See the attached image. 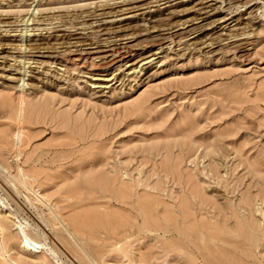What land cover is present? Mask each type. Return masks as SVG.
Segmentation results:
<instances>
[{"label": "rangeland", "instance_id": "rangeland-1", "mask_svg": "<svg viewBox=\"0 0 264 264\" xmlns=\"http://www.w3.org/2000/svg\"><path fill=\"white\" fill-rule=\"evenodd\" d=\"M0 218V264H264V0H0Z\"/></svg>", "mask_w": 264, "mask_h": 264}, {"label": "bare ground", "instance_id": "bare-ground-1", "mask_svg": "<svg viewBox=\"0 0 264 264\" xmlns=\"http://www.w3.org/2000/svg\"><path fill=\"white\" fill-rule=\"evenodd\" d=\"M110 57H111V56H110ZM120 57H121V56H120ZM124 59H126V58H124ZM121 60H122V59H121ZM112 80H113V79H112ZM24 123H25V121H24ZM27 123H28V122H27ZM25 124H26V123H25ZM26 163H28V162H26ZM31 163H32V162H31ZM33 165H34V164H33ZM32 171H33V170H32ZM95 176H96V175H95ZM99 176H100V175H99ZM101 176H102V175H101ZM96 177H98V175H97ZM16 178H17V177H16ZM25 178H26V177H23L22 179H25ZM31 178H32V176H31ZM31 178H30V179H31ZM93 178H95V177H93ZM101 178H104V177L102 176ZM26 179H27V178H26ZM28 179H29V178H28ZM32 179H33V178H32ZM32 179H31L30 181H32ZM91 179H92V178H91ZM91 179H90V180H91ZM95 179H96V178H95ZM105 179H106V178H105ZM105 179H104V180H105ZM16 180H17V179H16ZM100 180H101V179H100ZM100 180H96V182H97V181H100ZM104 180H102L103 182L101 181L103 184H104ZM17 181H18V180H17ZM27 181H28V180H27ZM30 181H28L27 184H29ZM106 181L108 182V180H106ZM25 182H26V180H25ZM30 183H31V182H30ZM102 183H100V184H102ZM113 183H114V182H113ZM27 184H26V185H27ZM32 184L34 185V182H32ZM91 184H92V183H91ZM98 184H99V183H98ZM98 184H95V185L98 186ZM100 184H99V185H100ZM95 185H94V186H95ZM21 186H22V185H21ZM112 186H113V184H112ZM28 187H29V186H27V189H28ZM100 187H101V186H100ZM113 187H114V186H113ZM21 188H22V187H21ZM29 188H30V187H29ZM132 188H133V187H132ZM29 190H30V189H29ZM76 191H77V190H76ZM77 192H78V191H77ZM77 192H74L73 194H75V193H77ZM71 193H72V192H71ZM129 193H130V192H129ZM73 194H72V195H73ZM78 194H80V192H79ZM73 196H74V195H73ZM76 196H77V195L75 194V196L72 197V198L74 199ZM70 198H71V197H70ZM78 198H79V197H77L76 199H78ZM62 200H64V201L66 200L65 202L68 203L67 201H68L69 199H68V200H67V199H62ZM60 202H61V201H60ZM117 202H118V201H117ZM121 202H122V201H121ZM61 203H62V202H61ZM130 204H131V203H130ZM103 206H104V205H103ZM66 208L69 209V208H71V206H70V207H69V206H66V207H64L63 209L66 210ZM130 208L133 210V209H135L136 207L133 208V207H132V204H131ZM107 211H108V210H107ZM184 211H185V210H184ZM50 213H51V215H56V214H55L53 211H51V210H50ZM60 213H61V211H60ZM180 213H181V212H180ZM86 214H87V213H86ZM96 214H97V213H96ZM88 215H89V213H88ZM90 215H91V214H90ZM168 215H169V214H168ZM76 216H77V217H76ZM82 216L84 217V214H83V215L81 214V216L75 215L74 217L77 218V219H78V217H81V219H83ZM92 216H93V215H92ZM97 216H98V215H97ZM113 216H114V215H113ZM178 216H179V215H178ZM57 217H59V216L57 215ZM74 217H73L72 219L76 220ZM85 217H87V218H86V220H85L84 222H87L88 217H89V221L91 222V220H90V216H87V215H86ZM85 217H84V218H85ZM99 217L102 218V215H99ZM99 217H98L97 219H100ZM165 217H166V216H165ZM53 218H54V217H53ZM94 218H95V217H94ZM104 218H107V217H106V216L103 217V219H100V221L102 220V222H103V220H105ZM134 218H135V217H134ZM0 219H2V218H0ZM54 219H55V218H54ZM79 219H80V218H79ZM81 219H80V222H82ZM108 219H109V217H108ZM108 219H107V220H108ZM110 219H111V217H110ZM110 219H109V220H110ZM121 219H122V218H121ZM132 219H133V217H132ZM168 219L170 220L171 218H168ZM177 219L179 220V218H177ZM6 220H7V219H6ZM128 220H129V219H128ZM7 221H8V220H7ZM60 221H61V220H60ZM89 221H88V222H89ZM100 221H99V226H100V224H101V226H102V222H100ZM105 221H106V220H105ZM105 221L103 222V225L105 224ZM56 222H57V221H56ZM76 222H78V221H76ZM106 222H107V221H106ZM118 222H119V221H118ZM123 222H124V221H123ZM123 222H121V224H123ZM174 222H175V221H174ZM7 223H8V222H7ZM9 223H10V222H9ZM9 223H8V224H9ZM57 223H58V222H57ZM69 223H70V222H68L67 224H69ZM97 223H98V222H97ZM97 223H96V224H97ZM0 224H1V223H0ZM60 224H61V222H60ZM70 224H71V223H70ZM74 224H75V221H74L73 225H74ZM78 224H79V223H78ZM80 224H81V223H80ZM82 224H83V223H82ZM82 224H81V225H82ZM179 224H180V223H179ZM198 224H199V223H198ZM1 225H3V224H1ZM84 225H86V224L84 223L83 226H84ZM87 225H88V224H87ZM106 225H107V223H106ZM71 226H72V225H71ZM71 226H70V227H71ZM75 226H76V225H75ZM96 226H97V225H96ZM120 226L123 227V225H120ZM185 226H186V225H185ZM196 226H198V225H196ZM0 227H1V226H0ZM180 227H181V226H180ZM191 227H192V226H191ZM193 227H194V226H193ZM3 228H5V226H4ZM71 228H73V226H72ZM113 228H114V226H113ZM195 228H196V227H195ZM74 229H75V228H74ZM76 230H80V229H76ZM76 230H75V232H76ZM111 230H112V229H111ZM111 230H109V231L111 232ZM65 231H66V230H65ZM114 232H115V231H114ZM114 232L112 231V233H114ZM147 232H148V231H147ZM65 233H66V232H65ZM78 233H79V232H78ZM141 233H142V232H141ZM178 234H179V233H178ZM206 234H207V233H206ZM213 234H214V233H213ZM112 235H114V236H112L113 239H114L115 234H112ZM211 235H212V234H211ZM110 237H111V236H110ZM116 237H117V236H116ZM210 237H211V236H210ZM212 237H213V236H212ZM2 238H4V237H2ZM119 238H120V237H118V239H119ZM215 238H217V237H215ZM5 239H6V238H5ZM115 239H116V238H115ZM171 239L173 240L172 242L174 243V240H175V239H173V238H171ZM171 239H169V240H171ZM176 239H178V238H176ZM185 239H186V238H185ZM106 240H107V239H106ZM178 240H179V239H178ZM218 240H219V239H218ZM253 240H254V239H253ZM111 241H112V240H111ZM117 241H118V240H117ZM187 241H189V240H187ZM187 241H184V242H187ZM108 242H109V240H108ZM228 242H229V241H228ZM75 243H76V242H75ZM75 243H74V244H75ZM226 243H227V241H226ZM228 244H229V243H228ZM230 244H231V243H230ZM66 245H67V244H66ZM185 245H186V244H185ZM64 246H65V245H64ZM69 246H70V245H69ZM73 246H74V245H73ZM76 246H77V245H76ZM104 246H105V245H104ZM187 246H188V245H187ZM67 247H68V246H67ZM74 247H75V246H74ZM74 247H72V248H73V251H74ZM77 247H78V246H77ZM80 247H81V246H80ZM180 247H181V246H180ZM241 247H242V246H241ZM94 248H95V247H93V249H94ZM181 248H183V247H181ZM207 248H209V247H207ZM207 248H206V249H207ZM235 248H236V247H235ZM237 248H238V247H237ZM81 249L84 250L83 248H81ZM93 249H92V250H93ZM182 250H183V249H182ZM185 250H187V249H185ZM191 250H192V249H191ZM218 250H219V249H218ZM0 251H1V250H0ZM69 251H70V250H69ZM71 251H72V249H71ZM71 251H70V252H71ZM73 251H72V253H73ZM75 251L77 252L78 250H75ZM79 251H80V250H79ZM94 251H95V250H94ZM98 251H99V249H98ZM118 251H119V250H118ZM194 251H195V250H194ZM196 251H197V250H196ZM225 251H226V250H225ZM76 252H75V253H76ZM82 252H83V251H82ZM173 252H174V251H173ZM175 252H176V251H175ZM185 252L187 253L188 251H185ZM197 252H198V251H197ZM197 252H196V253H197ZM77 253L79 254V252H77ZM77 253H76V255H77ZM93 253H95V252H93ZM99 253L102 254V250H101V252L99 251ZM99 253H98V255H99ZM176 253H177V252H176ZM178 253H180V252H178ZM190 253L193 254L192 251H191ZM42 254H43V253H42ZM81 254H84V253H81ZM81 254H79V257H82ZM88 254H89V253H88ZM194 254H195V253H194ZM194 254H193V255H194ZM197 254H198V253H197ZM197 254H196V255H197ZM199 254H200V253H199ZM221 254H222V253H221ZM231 254H232V253H231ZM0 255H1V254H0ZM2 255H3V254H2ZM44 255H45V253H44ZM44 255H43V257H44L45 259L43 258V260H42V264H50L51 261H50V260L48 261V257H47V255H46V256H44ZM80 255H81V256H80ZM96 255H97V254H96ZM96 255H95V256H96ZM102 255H103V254H102ZM187 255H189V254H187ZM201 255H202V254H201ZM212 255H213V254H212ZM71 256H72V255H71ZM84 256H87V253H86V255H84ZM88 256H89V255H88ZM90 256H91V255H90ZM90 256H89V257H90ZM222 256H223V255H222ZM102 257H103V256H102ZM196 257H200V255H197ZM229 257H230V256H229ZM46 258H47V259H46ZM82 258H83V257H82ZM82 258H81V260H77V261H82ZM90 258H92V256H91ZM200 258H201V257H200ZM203 258H206V257L203 256ZM235 258H237V257H235ZM75 259H77V258H75ZM83 259H84V258H83ZM201 259H202V258H201ZM3 260H4V259H3ZM87 260H88V259H87ZM91 260H92V259H91ZM203 260H204V259H203ZM88 261H89V260H88ZM92 261H93V260H92ZM92 261H91V262H92ZM200 261H201V260H200ZM205 261H206V259H205ZM219 261H220V260H219ZM226 261H227V260H226ZM237 261H238V260H237ZM21 262H22V261H21ZM25 262H26V261H25ZM84 262H86V261H84ZM91 262H90V263H91ZM201 262H202V261H201ZM240 262H241V261H240ZM31 263H32V262H31ZM31 263H30V264H31ZM80 263H81V262H80ZM82 263H83V262H82ZM82 263H81V264H82ZM93 263H94V262H93ZM18 264H19V263H18ZM25 264H26V263H25ZM33 264H35V262H34ZM39 264H40V263H39ZM51 264H52V263H51ZM83 264H85V263H83ZM86 264H87V262H86ZM207 264H208V263H207ZM222 264H223V263H222Z\"/></svg>", "mask_w": 264, "mask_h": 264}]
</instances>
